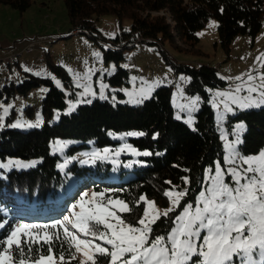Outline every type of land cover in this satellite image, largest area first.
Wrapping results in <instances>:
<instances>
[{
	"label": "trees",
	"instance_id": "1",
	"mask_svg": "<svg viewBox=\"0 0 264 264\" xmlns=\"http://www.w3.org/2000/svg\"><path fill=\"white\" fill-rule=\"evenodd\" d=\"M61 1L71 33L108 41L103 60L116 65L115 71L106 76L112 86L127 83L128 73L119 66L124 60L123 53L136 43H143L154 47L175 73L188 76L185 91L199 97V107L191 126L175 118L171 86L162 85L140 104L94 99L66 113L63 90L57 88L50 78L23 71L20 83L10 81L2 86L1 102L32 100L37 90L41 87L45 90L39 108L27 104L24 107L27 118L20 122L27 125L39 121L38 127L6 125L0 128V164L20 161L32 165L0 168V224L4 225L0 228V240L6 239L20 223H51L62 219L64 210L89 190L106 192L114 199L127 202L134 210L123 215L134 223L145 207L142 202L138 208L134 207L140 196L166 208L169 199L164 193L168 189L187 188L188 195L180 207L153 225V235H166L173 226L172 219L181 212L184 204L194 203L202 188L205 171L213 168L217 161L222 162L223 138L217 129L209 99L211 90L222 88L227 82L214 67H195L176 61L168 54L165 45L178 51H194L198 43L197 32L210 19H215L220 44L228 50L236 36L253 37L259 32L264 20V0ZM30 3V0H0V5L19 12L25 11ZM102 15H113L119 21V31L111 39H105L95 28V21ZM123 18L130 20L128 30L121 27ZM179 43L187 48L182 49ZM14 62L15 59L7 65ZM44 64L64 85H69V76L62 66L53 63L49 57ZM37 110L40 119L34 120ZM14 115V108H11L7 124ZM239 123L244 126L238 143L240 154L258 153L264 148V105L228 114L224 125L229 136ZM57 144H63V149L57 148ZM125 144L141 155L126 150L116 156L109 154L94 163H83L86 160L84 154L88 152L103 155L105 148L113 151ZM144 152L150 155H142ZM66 161V167L61 170L60 165ZM185 177L189 184H185ZM84 186L88 190L74 198V192ZM64 254L68 259V253ZM107 259L100 257V260ZM254 259L259 262V255ZM71 264H79V260L71 261Z\"/></svg>",
	"mask_w": 264,
	"mask_h": 264
},
{
	"label": "snow or ice",
	"instance_id": "2",
	"mask_svg": "<svg viewBox=\"0 0 264 264\" xmlns=\"http://www.w3.org/2000/svg\"><path fill=\"white\" fill-rule=\"evenodd\" d=\"M93 55L100 57L98 52ZM257 59L264 68V56ZM25 71L30 69L25 68ZM92 73L93 69H88L83 76L75 74L76 86L83 88L85 96L96 95L89 83ZM245 75L246 79L244 76L234 78L239 83L231 91L214 93L212 106L218 110L219 120L223 121L226 113L233 112V105L241 110L264 105V73L254 76L250 71ZM257 79L259 84L255 83ZM81 80L85 83L81 84ZM159 83L142 80L138 91L127 93L130 102L138 104L148 99ZM56 84L59 86L60 82L57 80ZM104 87L101 85V98H104ZM242 92L246 95H241ZM198 102L199 97H196L180 108L191 113ZM221 105L223 111L219 110ZM74 107V104L69 105L70 110ZM0 108L7 115L9 109L3 105ZM2 121L3 117H0V127ZM39 123L17 122L11 127L32 128L38 127ZM221 135L226 152L223 163L227 167L218 162L214 169L208 170L194 203L184 204L182 211L172 219L173 226L166 235H153V225L179 208L189 189L166 191L164 194L171 206L163 212L154 201L140 196L134 207L138 208L141 202L146 207L134 223L123 215L134 210L124 200L114 199L106 192L93 191L90 196L85 192L62 219L51 223L18 224L6 239L0 240V264H57V259L59 264H71L77 254L82 257L79 264H97L98 260L99 264H264V150L255 156H242L236 148L239 137L229 141L227 134L222 132ZM63 147V144H57V148ZM126 150L141 155L127 144L116 155ZM109 151L105 148L103 155L92 152L83 163L103 160ZM67 163L60 165L61 170ZM12 166L26 168L32 165L20 161L0 164V168ZM184 182L189 184L188 178L185 177ZM3 227L0 224V228ZM64 252L68 253V259ZM255 255H259V262L254 259ZM100 257L108 259L100 260Z\"/></svg>",
	"mask_w": 264,
	"mask_h": 264
},
{
	"label": "rangeland",
	"instance_id": "3",
	"mask_svg": "<svg viewBox=\"0 0 264 264\" xmlns=\"http://www.w3.org/2000/svg\"><path fill=\"white\" fill-rule=\"evenodd\" d=\"M30 1V6L23 12H19L9 6L0 5V89L10 81L14 84L20 83L23 71L34 75L39 72L41 74L37 76L50 78L57 88L64 91L67 102L65 112L69 113L73 111L77 105L90 103L94 99H107L111 102L119 101L121 103L137 104L130 102L131 98L127 93L138 91L141 87L142 80L148 83L159 81V86H171V105L174 109L175 118L187 123L189 126L193 124L194 114L198 110L199 102L195 106V111L191 113L186 109L182 110L180 108V105H188L192 99L196 98L195 95H189L185 91L188 76L182 73H175L174 70L160 58L159 53L154 47L143 43H136L133 48L125 51L123 53L124 60L119 66L128 73L127 83L120 86H112L106 79V76L111 75L115 71L116 65L111 61L105 63L103 60L104 49L109 47L108 41L93 39L83 33H71L67 12L61 0ZM118 23L119 21L115 16L102 15L95 21V28L105 39H111L119 31ZM120 24L125 30L130 28V20L128 18H123ZM210 25L215 26L210 27ZM197 37L198 43L194 46L195 50L192 52L178 51L168 44L165 45V49L168 54L178 62H183L195 67L200 65L214 67L219 76L226 80L227 84L224 87L210 91L209 103L214 111V118L220 135L223 132L227 134L229 141H235L237 136L240 140V135L244 130V126L242 128H239V126L243 124L239 123L231 132V136H229L224 122L228 114H233L235 111L241 109L233 105V112L226 113L223 121H221L217 116L218 110L212 106V100L214 93L217 91H231L235 87V84L239 83L234 79L235 77L244 76L246 79L247 77L245 74L250 71L254 76L264 73V68L261 67V61L257 59L258 57L264 56V20L261 23L259 32L255 36H236L233 38L228 50H225L220 44L217 22L215 19H210L204 28L197 32ZM29 43L36 44L33 51L30 53L23 52ZM179 46L182 49L187 48V46L181 43H179ZM97 52L100 53L99 58L93 55V53ZM11 55L16 57L15 62L7 65L5 58ZM47 57H49L53 63L62 66L66 70L70 79L69 85H64L50 70L48 65L37 64V59L45 63ZM25 68L30 69V71H25ZM69 69H71V71H69ZM88 69H93L89 83L91 84L92 91L96 93L95 96H85L83 94V88L76 86L77 80L75 74L83 76ZM133 77H135V81H133ZM181 77L184 79L182 80ZM57 80L60 82L59 86L56 84ZM80 83L83 84L85 81L81 80ZM255 83L259 84L260 81L257 79ZM101 85L105 86L103 89L104 98H101ZM44 90V87L37 90L34 93L35 95L32 96V100L18 99L12 103L0 101V105L9 109L7 115H5L3 108H0V117H3L2 127L17 122L20 123L24 118L26 119L27 116L24 113V107L27 104L39 108L40 99ZM241 95H246V93L242 92ZM70 104L75 105L72 110L69 108ZM11 108H14L15 115L13 120L7 124L6 119L10 115ZM219 110L223 111L222 105ZM38 119H40V116L37 110L34 120ZM189 119H191V123L187 122ZM25 122L28 123L27 120ZM224 145L225 140L223 139L224 154L222 162L219 163H221L222 167H227V165L223 163L224 156L226 155ZM236 148L239 152L238 144ZM119 150L120 149H114L113 151H109L108 155L116 156ZM262 150H264V148L256 154L246 155L245 157L258 155ZM90 154L89 152L84 154L86 160L89 159ZM216 163H218V161ZM214 167L209 169H214ZM209 169L205 171L203 181ZM86 189L88 190V187L84 186L78 191H75L73 194L74 198L78 195L80 196ZM169 190L172 189H168L167 191ZM175 190L180 191L178 189ZM92 192V190L87 191L89 196ZM170 206L171 202L169 200L166 208L156 207L163 212ZM70 209L71 206L64 210L62 218L69 214ZM97 243H100V241H97ZM76 259L80 261L82 257L77 254ZM193 259L196 258L194 257ZM57 264H59L58 259Z\"/></svg>",
	"mask_w": 264,
	"mask_h": 264
},
{
	"label": "built area",
	"instance_id": "4",
	"mask_svg": "<svg viewBox=\"0 0 264 264\" xmlns=\"http://www.w3.org/2000/svg\"><path fill=\"white\" fill-rule=\"evenodd\" d=\"M35 45H36L35 43H29V44L27 45L26 49H25L23 52H26V53H30V52H32L33 49H34V47H35ZM15 58H16V57H15L14 55L7 56V57L5 58V61H6L7 63H10V62H12ZM36 61H37V64H38V65H41V60L37 59Z\"/></svg>",
	"mask_w": 264,
	"mask_h": 264
},
{
	"label": "bare ground",
	"instance_id": "5",
	"mask_svg": "<svg viewBox=\"0 0 264 264\" xmlns=\"http://www.w3.org/2000/svg\"><path fill=\"white\" fill-rule=\"evenodd\" d=\"M41 65H43V62H41Z\"/></svg>",
	"mask_w": 264,
	"mask_h": 264
}]
</instances>
